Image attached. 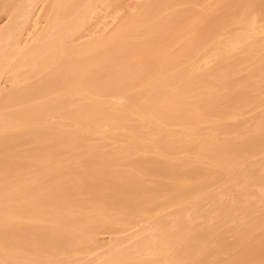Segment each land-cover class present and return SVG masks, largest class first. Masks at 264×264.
I'll return each mask as SVG.
<instances>
[{"label":"bare ground","instance_id":"1","mask_svg":"<svg viewBox=\"0 0 264 264\" xmlns=\"http://www.w3.org/2000/svg\"><path fill=\"white\" fill-rule=\"evenodd\" d=\"M0 264H264V0H0Z\"/></svg>","mask_w":264,"mask_h":264},{"label":"rangeland","instance_id":"2","mask_svg":"<svg viewBox=\"0 0 264 264\" xmlns=\"http://www.w3.org/2000/svg\"><path fill=\"white\" fill-rule=\"evenodd\" d=\"M227 249V248H226ZM228 249H229V247H228Z\"/></svg>","mask_w":264,"mask_h":264}]
</instances>
